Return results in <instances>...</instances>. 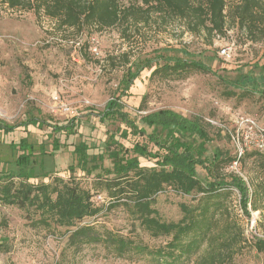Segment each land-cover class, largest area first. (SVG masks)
Instances as JSON below:
<instances>
[{"label": "rangeland", "instance_id": "rangeland-1", "mask_svg": "<svg viewBox=\"0 0 264 264\" xmlns=\"http://www.w3.org/2000/svg\"><path fill=\"white\" fill-rule=\"evenodd\" d=\"M119 1L143 4V0ZM226 2L229 11L237 0ZM229 19L224 36L193 34L183 19L155 13L149 22L139 24L130 21L104 28L89 25L58 29L55 20L44 13L10 8L0 0V119L10 124H22L32 117L53 124L67 123L72 118L80 121L78 130L69 136L33 124L20 125L10 134L0 130V156L14 160L8 143L26 136L37 146L45 143L52 152L46 157L50 177L39 175L35 180L49 181L55 175L69 179L73 175L83 186H89L92 176L80 168L74 173L70 170V165L77 164L71 143L85 139L93 145L90 152L97 153L111 134L129 147L145 139L140 134L124 138L126 124L118 118L101 120L98 112L110 98L121 94V81L130 66L135 69L161 53L202 59L223 76L241 78L248 86L264 89V40L250 39L245 28ZM223 46L230 47V56L220 54ZM156 62L134 80L122 98L124 110L137 119L160 108L202 117L214 135L208 144L209 153L221 148L241 157L227 171L239 174L252 195L255 186L264 182V92L254 91L240 100L230 95L232 87L212 73L151 79ZM144 96L146 105L142 110ZM54 136L63 142L58 150H53L51 144ZM140 161L144 166L156 165L155 159L141 157ZM104 164L110 165V160H104ZM198 169L206 175L202 166ZM194 195L166 186L156 195L155 207L162 219L178 220L182 216L180 203H193ZM106 197L101 192L94 200L103 204ZM230 205L247 237L232 264H264V252L253 244L256 238H264V208L254 211L249 203L248 215L240 205L237 190ZM86 223L143 239L151 246L167 240L164 236L152 237L122 207L103 210L78 222ZM70 230L66 226L39 225L25 209L0 202V237L9 244V250L0 253V264H156L146 255L115 256L101 244L75 249L68 245ZM196 257L193 255L185 264H195Z\"/></svg>", "mask_w": 264, "mask_h": 264}, {"label": "trees", "instance_id": "trees-1", "mask_svg": "<svg viewBox=\"0 0 264 264\" xmlns=\"http://www.w3.org/2000/svg\"><path fill=\"white\" fill-rule=\"evenodd\" d=\"M10 8L44 13L55 20L58 29H82L84 26L112 27L119 24L149 22L150 15H169L183 19L193 34L224 36L227 22L234 21L245 28L249 38L264 40V0H237L227 11L226 0H143V4H121L119 0H1ZM127 27V26H126ZM150 78H184L191 73H212L232 87L229 92L240 100L254 91L264 92L257 85L248 86L241 78L231 79L199 58L159 54ZM155 59H148L137 68H128L121 81L122 92L108 100L98 112L101 120L118 118L126 124L122 131L145 137L129 147L113 134L103 142L100 151L91 153L93 145L85 139L71 143L77 164L70 165L74 173L78 168L92 176L89 186L71 175L69 179L51 176L49 181L35 180L39 175L50 177L46 157L52 154L45 143L37 146L28 137L11 140L9 149L14 160L0 156V202L17 205L27 211L34 223L45 227H71L68 245L78 249L83 245L101 244L118 257L149 256L156 264H185L197 255L195 264H232L242 251L247 237L230 205L235 190L240 193V205L250 215L264 208V182L255 186L252 195L246 181L227 167L241 157L221 148L209 153L208 144L214 139L208 125L200 116H187L171 108H160L131 116L123 108L122 98L128 94L140 72L151 68ZM146 105L143 97L140 109ZM79 120L53 124L32 117L22 124H10L0 119V130L13 133L20 125L48 126L54 133L67 136L78 130ZM66 143V142H65ZM53 150L63 142L53 138ZM96 147V146H94ZM253 155V154H252ZM264 155V154H262ZM155 159V166H144L140 158ZM109 159L106 166L104 160ZM202 166L206 175L200 174ZM166 186L182 194H195L193 203H180L182 216L167 221L155 207L156 195ZM106 193V202L98 204L94 197ZM122 207L134 221L152 237L164 236L165 243L151 246L106 226L94 223L78 224L86 217L96 216L103 210ZM254 247L264 252V238H256ZM9 250L5 238L0 237V253ZM62 264V263H59Z\"/></svg>", "mask_w": 264, "mask_h": 264}, {"label": "built area", "instance_id": "built-area-1", "mask_svg": "<svg viewBox=\"0 0 264 264\" xmlns=\"http://www.w3.org/2000/svg\"><path fill=\"white\" fill-rule=\"evenodd\" d=\"M231 49H230V47L229 46H223L222 48H221V50H220V54L222 55V56H230L231 55V51H230ZM102 196H100V198H101Z\"/></svg>", "mask_w": 264, "mask_h": 264}, {"label": "crops", "instance_id": "crops-1", "mask_svg": "<svg viewBox=\"0 0 264 264\" xmlns=\"http://www.w3.org/2000/svg\"><path fill=\"white\" fill-rule=\"evenodd\" d=\"M152 68V67H151Z\"/></svg>", "mask_w": 264, "mask_h": 264}]
</instances>
